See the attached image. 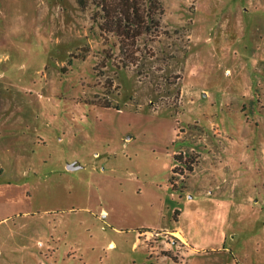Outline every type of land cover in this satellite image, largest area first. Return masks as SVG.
<instances>
[{"label": "rangeland", "instance_id": "obj_1", "mask_svg": "<svg viewBox=\"0 0 264 264\" xmlns=\"http://www.w3.org/2000/svg\"><path fill=\"white\" fill-rule=\"evenodd\" d=\"M163 1L118 68L96 5L0 0V264H264V0Z\"/></svg>", "mask_w": 264, "mask_h": 264}, {"label": "trees", "instance_id": "obj_2", "mask_svg": "<svg viewBox=\"0 0 264 264\" xmlns=\"http://www.w3.org/2000/svg\"><path fill=\"white\" fill-rule=\"evenodd\" d=\"M82 9L94 4L98 9L93 13V20L99 23L101 36L108 41L109 35L114 34L118 43L122 64L118 68L132 65L139 66L140 58L146 59L154 54L145 47L162 33V18L165 13L163 0H78ZM141 42L144 47L142 48ZM107 57H113L110 50L104 51ZM174 158L182 161L176 154ZM187 164V161H184ZM175 171V167L173 168ZM169 181L173 190H179L174 183V176Z\"/></svg>", "mask_w": 264, "mask_h": 264}, {"label": "crops", "instance_id": "obj_3", "mask_svg": "<svg viewBox=\"0 0 264 264\" xmlns=\"http://www.w3.org/2000/svg\"><path fill=\"white\" fill-rule=\"evenodd\" d=\"M212 192L213 191L209 192L210 195H213ZM220 196L224 197L223 193H221ZM177 228L181 230V235L184 237L183 239L188 244L186 245L187 251L185 252L189 260L187 264H228L226 258L224 259L221 257V252H223V249L221 247H215L214 249L207 250L203 246L196 245L194 241L189 237V235L185 232L181 224ZM45 254L43 253V256L47 260V264H80V262L77 260L78 256L76 255V253L69 254L68 251H62L57 243L55 245V249ZM29 255L31 257H34L35 259H37L38 257L37 254H34L35 256L33 254ZM171 264L182 263L173 261V263ZM232 264L235 263L233 262Z\"/></svg>", "mask_w": 264, "mask_h": 264}, {"label": "water", "instance_id": "obj_4", "mask_svg": "<svg viewBox=\"0 0 264 264\" xmlns=\"http://www.w3.org/2000/svg\"><path fill=\"white\" fill-rule=\"evenodd\" d=\"M81 167H82V165L79 164L77 161H73L72 163L67 164V169H69V170H76V169L81 168Z\"/></svg>", "mask_w": 264, "mask_h": 264}, {"label": "bare ground", "instance_id": "obj_5", "mask_svg": "<svg viewBox=\"0 0 264 264\" xmlns=\"http://www.w3.org/2000/svg\"><path fill=\"white\" fill-rule=\"evenodd\" d=\"M181 235V234H180ZM182 236V235H181Z\"/></svg>", "mask_w": 264, "mask_h": 264}]
</instances>
